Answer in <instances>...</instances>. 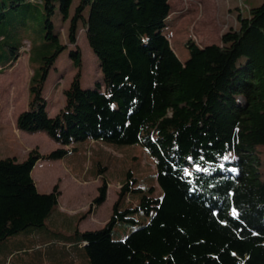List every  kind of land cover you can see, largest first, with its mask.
I'll use <instances>...</instances> for the list:
<instances>
[{
  "label": "trees",
  "instance_id": "obj_1",
  "mask_svg": "<svg viewBox=\"0 0 264 264\" xmlns=\"http://www.w3.org/2000/svg\"><path fill=\"white\" fill-rule=\"evenodd\" d=\"M28 1L45 10V42L39 47L46 53L34 70L29 49L27 106L16 127L45 131L59 147L44 154L32 148L21 161L0 158V245L23 230L46 225L57 207L56 184L49 192L37 190L31 174L37 160L61 158L88 140L140 143L168 163V173L154 174L159 193L127 172L101 228H75L69 239L57 232L43 238L63 243L52 248L51 257L75 264L82 250H75L77 256L66 251L67 240L86 241V253L99 239H112L123 222V235L114 242L122 241L127 257L120 263L123 254L115 245L112 264H264V0L236 13V26L224 30L219 43L199 46L188 40L183 61L163 33L169 0H77L70 16L72 0ZM22 3L32 6L9 0V7ZM55 10L62 21L68 19L64 43L52 30ZM79 29L99 60L101 79L94 87L80 84ZM67 45L74 46L69 57L76 70L62 90L63 105L49 115L45 82ZM23 47L0 64V72ZM104 170L100 166L98 172ZM106 191L102 179L91 205L99 206ZM32 231L25 234L30 244L16 238L18 249L0 256V264H12L14 254L32 248L38 237ZM86 261L103 264L88 255Z\"/></svg>",
  "mask_w": 264,
  "mask_h": 264
},
{
  "label": "rangeland",
  "instance_id": "obj_2",
  "mask_svg": "<svg viewBox=\"0 0 264 264\" xmlns=\"http://www.w3.org/2000/svg\"><path fill=\"white\" fill-rule=\"evenodd\" d=\"M168 2L170 15L166 18L163 33L172 48L176 50V54L182 58L185 52L188 53L186 47L188 40L199 46L219 43L221 33L229 27L236 26V13H245L249 6H256L262 0H169ZM26 4L32 6L28 7L22 3L16 8H11L9 0H0V6L5 5L4 15L0 18V64L4 63L17 47L24 46L19 49L20 56L14 64V67H17L14 70L0 72V158L24 157L32 148L44 154L58 146L45 131L28 132L14 127L11 122L12 116L22 109L27 101L23 79L24 64L27 54L30 53L29 49H31L30 64L34 70L41 62L40 56L46 53L44 48L39 47L45 42L43 25L46 15L43 5L28 0ZM76 4L77 0L71 1L69 16ZM87 12L88 10L85 9L84 14L86 15ZM51 21L53 32L60 33V40L64 43L68 19L62 21L58 10H55L51 15ZM76 39L82 55L80 84L82 87H94L101 79L98 57L89 46L82 29L78 30ZM36 46L38 48L35 50ZM73 48V45H67L49 70L43 91L48 100L49 111L58 109L57 107L64 102L62 90L68 86L76 70L69 57V50ZM9 88L14 91V97L9 94ZM79 146L81 152L72 151L70 157L42 159L32 169L38 188H52L57 185L60 194L62 193L61 208L75 216L73 230L77 223L82 229H98L105 224L127 172H130L142 186L153 185L156 193H159V187L154 177L155 172L161 170L168 173V163L161 154L156 150L149 152L140 143L110 144L88 140ZM74 156L77 157L70 160ZM100 166H106L102 174L98 172ZM102 179L107 182L106 198L96 207L91 205V201L96 196V188L102 183ZM77 190L80 192L77 193ZM125 227V223L119 222L112 232V239H99L102 243L91 245L88 250L85 248L87 254L83 249V258L82 256L78 258L76 255L75 264H88L87 255L93 259V262L101 260L98 262L112 264V257L117 252L115 245L123 254V257L121 255L117 260L120 263L125 261L128 251L122 241L114 242V238L123 235L121 233ZM29 230H33L32 233L37 234L38 237L34 238L36 239L32 242L34 245L28 252L13 255L12 264H59L62 261H69L50 256L52 248L63 246L61 241L45 242L43 238L54 236L57 232V235L69 239L73 234L55 229L51 225L30 227L8 237L2 242L6 245V249L4 250L3 245H0V256L2 257L10 249H18L16 238H23L26 245L30 244L25 237ZM96 254L98 256H95Z\"/></svg>",
  "mask_w": 264,
  "mask_h": 264
},
{
  "label": "crops",
  "instance_id": "obj_3",
  "mask_svg": "<svg viewBox=\"0 0 264 264\" xmlns=\"http://www.w3.org/2000/svg\"><path fill=\"white\" fill-rule=\"evenodd\" d=\"M201 46H203V45H201ZM20 56V55H19ZM18 56V57H19ZM188 56V53L187 52H185V54L183 55V57L182 58H180V60L181 61H183L186 57ZM17 57V58H18ZM17 60V59H16ZM16 60L13 62V63H11V65H9V67H7V68H5L4 70L6 71V70H8V71H10L11 69H15L17 66H15L14 67V64L16 63ZM26 64H24V79H23V83H24V88H26V92H27V94H26V97L28 98V91H27V84H28V80H29V77H30V74H31V72H32V70H31V67H30V65H29V62H28V54H27V57H26V62H25ZM3 70V71H4ZM16 71H17V69H16ZM12 72V71H11ZM9 94L12 96V97H14V95H15V93H14V91L11 89V88H9ZM45 99H46V110H47V112L49 113V115H54V114H56L57 113V111L59 110V108L63 105H59V107H57L58 109H56V110H52V111H49V107H48V100H47V98H46V96H45ZM26 106H27V101H26V104L22 107V109H20L19 111H17L13 116H12V118H11V122L13 123V125H14V127H16V120H17V116H18V114L21 112V111H23L25 108H26ZM17 128V127H16ZM34 132H37V131H34ZM98 141V140H97ZM58 144V143H57ZM81 144V143H80ZM79 144V145H80ZM77 146V149H76V152L78 151V152H81V148H80V146ZM57 147H59V144H58V146ZM67 148H69L70 146H66ZM56 148V147H55ZM70 154L71 153H69V154H67V155H65V156H63V157H67V156H69L70 157ZM26 156V155H25ZM25 156L24 157H17V156H14L17 160H19V161H21L22 159H24L25 158ZM63 157H61V158H63ZM77 156H74L73 158H71L70 160H72V159H75ZM42 160V158L41 159H39V160H37L36 161V163L37 162H39V161H41ZM36 163H35V165H36ZM34 165V166H35ZM34 168V167H33ZM32 174V177H33V179H34V181H35V184H36V186H37V182H36V178H35V176H34V174H33V172L31 173ZM37 190L39 191V192H49L50 190H51V188H43V189H40V188H38V186H37ZM61 190H62V188H61ZM96 191H97V188H96ZM80 191H78L77 190V193H79ZM61 196H62V193L61 194H59V196H58V204H57V207L52 211V213L50 214V216L47 218V220H46V225H51L52 227H54V228H56V229H58V230H62V231H67V233H69V232H72L73 231V229H72V227L75 225V219H74V217L75 216H73V214H71V213H68V212H66L65 210H64V208L62 207L61 208V205H60V199H61ZM78 229L79 231H83V230H86V229H82L81 227H79V224L77 223V225L74 227V229ZM65 245H64V249L66 250V251H68V250H70V251H72V253H74L75 255H76V252H75V250L76 249H79L80 251L81 250H83V247H84V245L86 244V241H79V242H77V244L75 243V241L74 240H67L65 243H64ZM74 244H76V245H74ZM74 246L76 247V248H74ZM78 250V251H79ZM56 251H58V250H56ZM60 251V250H59Z\"/></svg>",
  "mask_w": 264,
  "mask_h": 264
},
{
  "label": "snow or ice",
  "instance_id": "obj_4",
  "mask_svg": "<svg viewBox=\"0 0 264 264\" xmlns=\"http://www.w3.org/2000/svg\"><path fill=\"white\" fill-rule=\"evenodd\" d=\"M225 158H227V157H225ZM196 167H199V165H196ZM187 171V170H186Z\"/></svg>",
  "mask_w": 264,
  "mask_h": 264
}]
</instances>
